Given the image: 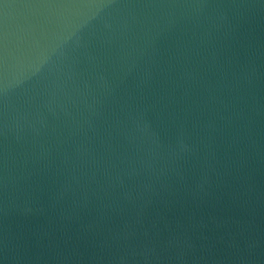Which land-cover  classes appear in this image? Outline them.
<instances>
[{"label": "water", "instance_id": "water-1", "mask_svg": "<svg viewBox=\"0 0 264 264\" xmlns=\"http://www.w3.org/2000/svg\"><path fill=\"white\" fill-rule=\"evenodd\" d=\"M0 264H264V0H0Z\"/></svg>", "mask_w": 264, "mask_h": 264}]
</instances>
